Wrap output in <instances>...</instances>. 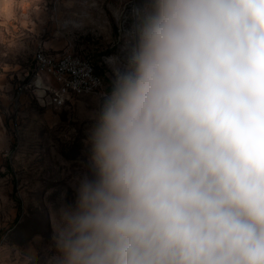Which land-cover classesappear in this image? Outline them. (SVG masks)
Instances as JSON below:
<instances>
[{"label":"clouds","instance_id":"1","mask_svg":"<svg viewBox=\"0 0 264 264\" xmlns=\"http://www.w3.org/2000/svg\"><path fill=\"white\" fill-rule=\"evenodd\" d=\"M91 145L59 264H264V0H150Z\"/></svg>","mask_w":264,"mask_h":264},{"label":"rangeland","instance_id":"2","mask_svg":"<svg viewBox=\"0 0 264 264\" xmlns=\"http://www.w3.org/2000/svg\"><path fill=\"white\" fill-rule=\"evenodd\" d=\"M150 0H0V264H59L62 212L92 177L95 116L137 42ZM73 51L104 93L51 100L35 53Z\"/></svg>","mask_w":264,"mask_h":264},{"label":"built area","instance_id":"3","mask_svg":"<svg viewBox=\"0 0 264 264\" xmlns=\"http://www.w3.org/2000/svg\"><path fill=\"white\" fill-rule=\"evenodd\" d=\"M38 70L53 78L51 100L63 104L70 95L104 93V77L89 59L73 51L54 53L40 45L35 53Z\"/></svg>","mask_w":264,"mask_h":264}]
</instances>
